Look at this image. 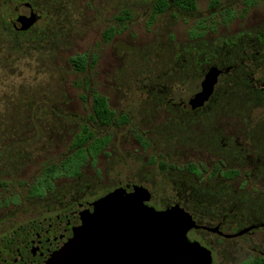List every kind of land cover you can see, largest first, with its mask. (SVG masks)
<instances>
[{
	"label": "rangeland",
	"instance_id": "rangeland-1",
	"mask_svg": "<svg viewBox=\"0 0 264 264\" xmlns=\"http://www.w3.org/2000/svg\"><path fill=\"white\" fill-rule=\"evenodd\" d=\"M157 1L0 0V241L21 223L59 218L119 188L147 191L148 206L179 207L203 225L264 221V1L196 0L195 12L172 4L156 13ZM34 11L30 30L13 28ZM199 22L206 33L193 39ZM77 55H87L83 73L71 63ZM214 66L224 73L211 101L185 109ZM91 89L129 121H93ZM84 124L111 136L96 165L29 200L41 171L71 153ZM163 163L196 165L202 176ZM231 170L238 174L221 173ZM190 236L212 251L213 264L264 251V229L243 239L252 243L245 252L238 240Z\"/></svg>",
	"mask_w": 264,
	"mask_h": 264
},
{
	"label": "water",
	"instance_id": "water-1",
	"mask_svg": "<svg viewBox=\"0 0 264 264\" xmlns=\"http://www.w3.org/2000/svg\"><path fill=\"white\" fill-rule=\"evenodd\" d=\"M26 7L27 4L18 7L17 13ZM38 19L34 11L29 19L15 20L12 26L18 32H25ZM223 73V69L211 67L200 91L189 99L185 109L195 111L205 107ZM133 193L134 201L122 193L112 194L111 208L101 213L87 212L73 240L63 241L48 256L37 257L27 264H212L211 251L187 237L192 230L212 229L197 224L184 210L159 212L148 206L145 203L150 201L151 195L147 191L134 189ZM7 240L0 241L1 250L5 249Z\"/></svg>",
	"mask_w": 264,
	"mask_h": 264
},
{
	"label": "flooded vegetation",
	"instance_id": "flooded-vegetation-1",
	"mask_svg": "<svg viewBox=\"0 0 264 264\" xmlns=\"http://www.w3.org/2000/svg\"><path fill=\"white\" fill-rule=\"evenodd\" d=\"M34 186L35 183H33L29 189L28 192L29 200L34 197V196H30L31 190L33 189ZM133 190L134 189L131 188L129 189L119 188L117 192H111L108 198H104L103 200L98 201L96 204L95 203L88 204L86 208L80 207L79 209L70 211L69 213H66V215H62L56 219L44 218L43 221L29 220L27 222L21 223L19 226L15 227L12 231L8 232L5 236L1 237V241L4 240L5 238H7L8 240L6 244L4 243L5 249L1 250L0 248V264H27L31 261H34L37 257L48 256L49 254L54 252L63 241L73 240L75 238V236L79 231V227L81 223L86 219L85 214L87 212L97 210L98 213H101L103 211L109 210L111 208L110 202H111L112 194L121 195L122 193L124 197L130 198L131 201H134L135 195L133 193ZM137 205H141V204L137 203ZM168 209H173V208L169 206L166 210ZM176 209H180V208L176 207ZM163 211H159V212H163ZM196 222L200 226L208 227L212 230H205L201 228L198 230L190 231L187 237L191 242H197L195 239L191 238L190 236L191 233L202 231L212 234L220 239L229 240V241L232 240L240 241L242 252H245L247 250V246H250L252 244L251 243L249 245L247 244L243 245V239H245L246 237H250V235L256 234L258 231L264 229V221L258 219L250 221L246 225H243L242 227L237 223V225L234 228L232 227V225L228 224L226 220H222L214 224L213 226L203 225L199 223L197 220ZM247 229L250 230L244 232ZM198 243L201 244V242ZM250 252L251 254H249L246 258L241 259L238 262V264H257L259 260L264 261V251L253 248V250ZM212 257H213V253H212Z\"/></svg>",
	"mask_w": 264,
	"mask_h": 264
},
{
	"label": "trees",
	"instance_id": "trees-1",
	"mask_svg": "<svg viewBox=\"0 0 264 264\" xmlns=\"http://www.w3.org/2000/svg\"><path fill=\"white\" fill-rule=\"evenodd\" d=\"M218 3L219 0H213L212 7L217 6ZM172 4L186 12H195L198 8L196 0H158L155 5V11L156 13H164ZM231 19L232 15H230L225 22H229ZM206 29V24L204 22H199L197 26L191 30V37L193 39H197L204 36ZM114 34V28L107 29L104 33L105 40L109 41ZM71 63L78 72L83 73L87 70L89 61L87 55H77L76 57L71 58ZM86 85H88V83H86ZM90 92L92 96L91 118L93 121L107 127L113 125L121 126L129 121V118L126 115L117 116L115 111L111 109L107 97L101 95L93 89H91ZM137 137L143 145H145L144 139L140 135H137ZM110 142L111 136L98 137L93 132L90 125H82L80 132L72 141L70 147L71 153L60 163L48 165L41 171L40 176L35 182V186L31 190L30 196L43 198L54 191L55 179L60 177H78L81 174L82 168L87 163H91V165L95 166L97 157L105 150ZM161 166L162 169L169 168L171 170H186L197 175V177L202 176L200 167L196 165H189L186 168H183L163 163ZM219 172L220 170L217 168L214 174ZM221 173L227 178L235 177L238 174L236 170ZM257 264H264V261L259 260Z\"/></svg>",
	"mask_w": 264,
	"mask_h": 264
}]
</instances>
